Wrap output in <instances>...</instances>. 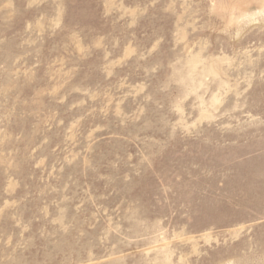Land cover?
I'll list each match as a JSON object with an SVG mask.
<instances>
[{
	"label": "rangeland",
	"instance_id": "374dc122",
	"mask_svg": "<svg viewBox=\"0 0 264 264\" xmlns=\"http://www.w3.org/2000/svg\"><path fill=\"white\" fill-rule=\"evenodd\" d=\"M0 264H264V0H0Z\"/></svg>",
	"mask_w": 264,
	"mask_h": 264
}]
</instances>
